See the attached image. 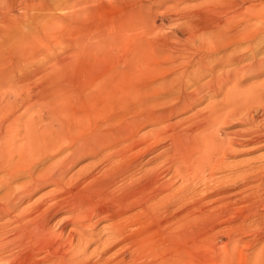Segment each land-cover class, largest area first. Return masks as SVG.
I'll list each match as a JSON object with an SVG mask.
<instances>
[{
    "label": "rangeland",
    "instance_id": "obj_1",
    "mask_svg": "<svg viewBox=\"0 0 264 264\" xmlns=\"http://www.w3.org/2000/svg\"><path fill=\"white\" fill-rule=\"evenodd\" d=\"M256 1L4 0L0 3V161L4 159L3 147L9 136L15 135L12 137L15 144H20L22 133L26 129L36 134H56V138H76L80 134L99 128L94 127L99 124L103 132L113 130L114 137H110L111 140H121L136 130L137 136L151 132L158 135H155L156 139H151L157 141L156 149L144 156L140 166L131 168L120 178L111 181L103 194L96 195L89 189L94 185L84 186L87 184L86 180L85 184H81L85 189L84 195H94L92 200L98 202L95 208L100 204V207H106L108 212L94 215L89 222L83 218L77 226L72 221L70 224L69 221L65 222L60 230V220L72 215L73 210L69 213L63 209L50 220L51 230L63 232V239L79 230L86 234L92 233L87 236L83 247L81 246L85 249L80 248L82 252L87 253L83 254L88 256L89 264H232L229 261L234 254L231 250L241 259L252 251V260L257 252L261 251L264 256L263 232L252 230L253 227L250 228L253 232L242 230V227H237L235 223H216V219L207 215L199 218L196 216L197 219L187 221V212L184 214L187 207L196 204L205 211L208 207H229L226 217L229 220L235 219L239 213H243L239 197L250 194L253 188L249 187L255 186V182L244 185L243 179L237 177L240 170L246 168L241 163L256 160L253 164L257 166L262 164L260 160L264 159V140L256 142L247 136L251 141H246V144L244 139L247 137H241L237 133L255 126L242 124L243 114H239V119H242L240 121L230 118L227 113L222 116L221 110L210 117L203 115L209 111L208 107L227 103L226 91L230 89L238 94L244 92L253 101L262 93L264 102L263 66L262 71L260 68L257 73L244 74L240 71L237 75L231 74L224 89L216 95L211 93L213 84L209 81L215 72L220 74L221 69L234 70L240 66L235 61L232 62V58L243 57V62H249L252 54H255L256 58L264 57V29L248 41L231 42L228 46L220 48H215V37L207 31L216 20H223L229 14L238 22V7ZM181 11L190 15L179 18ZM197 13H200V17ZM247 44L251 49L246 47ZM228 58H231L230 62L222 63L223 59ZM105 79L107 81L101 83ZM126 93L130 95L128 98ZM96 99H100V103ZM94 100L98 102L96 106L99 108L96 107L95 116L91 115L92 109H88V105L91 104L92 107ZM76 102L80 105L77 106ZM94 107L92 108L95 111ZM100 111L104 113L98 115ZM82 112L85 117L81 115ZM152 112L154 115L159 114V120L152 116ZM161 115L163 119L160 118ZM151 117L158 121L154 122ZM256 119L255 125L264 123V113H258ZM126 126L130 128L126 130ZM207 145L213 146L215 153L221 151L216 153V161L212 166H208L205 156ZM191 153L192 165L199 169L196 174L198 176L184 164V159ZM157 154L159 158L156 162L145 163ZM58 157L60 154L50 160L37 162L34 169L42 168ZM97 157L86 155L78 158L68 170L66 180L69 176L86 171H92L97 180H105L109 169L105 164L96 163ZM157 164L159 171L165 170L158 188L164 185L163 182L170 180L176 195L172 200L166 199L165 202L159 203L163 205H158L155 217L143 214L140 218L142 221L135 224L129 215H136L143 209L142 206L133 199L132 202L120 199L125 197V193L130 195L144 185L145 190L142 191L141 197L148 196L150 189L148 191L149 186L146 185L149 184L147 171ZM6 177L7 172L0 168V179H7ZM131 177L136 180H131ZM25 180H15L11 186L20 187ZM144 182L145 184L141 185ZM220 185L225 192L211 197L207 195L215 188H221ZM58 189L48 185L36 190L37 192L24 199L18 211L24 210L28 204L31 205L30 202L34 203L38 198ZM3 192L0 188V195ZM236 192L239 195L232 196ZM72 194L71 196H79L78 192ZM221 196L227 197L217 201ZM172 203L174 206H171ZM13 214L14 212L10 217L0 219V223L11 220ZM167 214L170 215L166 217ZM162 217L170 221L158 224L161 223ZM117 219L118 223L115 222ZM114 223L116 224L112 225ZM116 225H122L124 228L118 237L111 238ZM86 229L88 230L85 231ZM70 230L71 232L67 233ZM140 237L141 247L136 241ZM11 248L0 250V264L4 261L6 264H15L12 257L15 254L18 256V253L25 249ZM40 256L46 257L47 260L34 264H53L50 252L42 250L38 257L41 258ZM19 261L16 263H23V260ZM86 262L87 260L83 264H87ZM240 264L244 262L241 261Z\"/></svg>",
    "mask_w": 264,
    "mask_h": 264
},
{
    "label": "bare ground",
    "instance_id": "obj_2",
    "mask_svg": "<svg viewBox=\"0 0 264 264\" xmlns=\"http://www.w3.org/2000/svg\"><path fill=\"white\" fill-rule=\"evenodd\" d=\"M2 1H4V0H0V3ZM236 12H238V16L240 17L238 22L234 20V16L229 14V15H226L223 20H221V19L216 20V22L213 25H210L207 28V31L211 32L210 35L211 36L213 35L215 37V39H214L215 42H213V41L212 42L217 46L215 47V45L211 44L212 42L210 43L215 48L226 47L229 44H231V42H233V43L238 42L239 43L240 41L241 42L242 41H244V42L248 41V40L252 39V37L257 32H261V30L264 29V0H257L256 2L250 3L247 6H243L240 8L238 7ZM200 13H201V11H200ZM200 13H197V14L199 15ZM189 15H190V13L188 14L185 12V14H184L182 12V13L178 14V17L179 18L180 17H188ZM191 16H194V15H191ZM194 17L196 18L197 16H194ZM199 17H200V15H199ZM211 38L213 39V37H211ZM246 47L251 49L249 44H247ZM210 49H211V46H210ZM232 59H233L232 62L235 61L237 64H240V66H238L234 70L233 69H229V70H222L221 69V72H219L220 74L215 72V74L217 73L218 75L215 76V74H214L213 78L211 77L212 79L210 78V80H209V81H211V84H213L211 87V89L213 88L212 92H211L212 94L216 95L217 93H220L222 89H224L223 87L226 84V81L228 80V77L231 74L236 73V75H237L241 72L244 74L245 73L246 74L252 73V72L257 73L258 71H260V68L262 66L264 69V57L256 58L255 54H252V56L249 58V62L248 61L243 62L242 61L243 57H241L239 59L238 58H236V59L232 58ZM230 60H231V58L223 59L222 63L230 62ZM239 62H241V63H239ZM211 70H213V69H211ZM261 71H262V68H261ZM240 75H242V74H240ZM106 78H107V76H106ZM230 78H236V77H230ZM105 81H107V79L102 80L101 83H103ZM99 83H100V81H99ZM109 86H110V84H109ZM260 86L261 85H259V87ZM205 87H207V84ZM230 90L226 91V94H227L226 99L227 100H225V101H227V103L224 101L225 104H223V102H222L219 104H214L211 107H208L209 111L207 113L205 112L204 113L205 115H203V116L210 117V116L214 115L218 110H221L222 111L221 113H223L222 116L225 113H227L228 115H230V118L236 119V120L242 117L243 120L239 119L238 121L242 120V122H243V123L241 122L242 124H246L247 126H250V127H253V126H255V127L251 128V129H247L245 131L244 130L239 131V132H237L238 135H240L241 137H244V138H246L247 136H250L249 138L252 137L254 139V141L257 142V140H259L262 142V140H264V123L255 125V122L257 120L256 118L258 116V113H260V112L264 113V102L262 101L263 94L261 93L260 95H258L256 97L257 99L256 100L254 99V101H253L244 92L238 94L237 91L231 90V92L229 93L228 91H230ZM258 90H259V88H258ZM209 91H211L210 88H209ZM93 96H94V94H93ZM125 96H127V98H128V96H130V95L127 94ZM96 100L100 103V101H99L100 99H96ZM97 101L95 102V100H94L95 107H94V102L92 101L93 102L92 107L95 108V111L91 107V104L88 105V107H89L88 109H90V108L92 109L91 110L92 113L91 112L90 113L93 116H95L96 115L95 112H97L96 111V107H97L96 104H98ZM195 101H197V100H195ZM70 104L71 103H69V105ZM76 104H77V106L80 105L77 102H76ZM78 111H80V110H78ZM83 112H84V109H83ZM83 112L81 115H83ZM100 112L101 113H99L98 115H102L104 113L103 111H100ZM88 113H86V114H88ZM129 113H131V112H129ZM152 113H153L152 116L154 118H156V119L159 118L158 113H157L158 115H154V112H152ZM163 113H162V115H163ZM84 114H85V112H84ZM239 114H243V115L240 117ZM75 115H76V113H75ZM75 115L73 118H75ZM162 115L160 118L163 119ZM148 117L149 116H147L146 119H148ZM153 117H151V120L153 119L154 122L159 120V119L156 120ZM217 119H216V121H217ZM60 120L63 121V119H60ZM218 120H220V119H218ZM206 121H208V120H206ZM135 122H133V123H135ZM234 123L236 124L237 122L235 121ZM210 125H211V123H210ZM74 126H75V123L73 124V127ZM100 126L101 125L96 124L94 127H99V128H95L94 131H92V132H86L84 134H80L76 138L74 136H72V137L61 136L59 138H56L55 137L56 134H54L53 136L51 134L44 133V132L36 134V133H33L30 130L26 129L22 133V142L20 144H15V142H14L15 140L12 138L15 135H12V134L9 136L8 140L5 141V143H4L5 146L3 147L4 159L2 161H0V168L7 172L8 177H6L7 179H3V178L0 179V188L4 191L0 195V219L8 217L13 212H14V214L12 215L11 220L7 219L3 223H0V250L5 249V248H11V247L18 248L19 250L20 249L22 250L25 247L23 252L18 253V256H17V254H15L12 257V261H15V264H17L16 262H18L19 260H23L22 264H34V263H37L41 260H45L46 257H44V256H40L41 258L38 257L42 250L43 251L45 250V251L51 253V255H52L51 256L52 257L51 262L53 264H79L80 262H81V264H83L86 260H87L86 263L89 264V262H88L89 258L87 259L88 256L86 255L87 253L84 251L86 253L84 255L83 254L84 252H82L81 250L85 249V248H82L83 247L82 245H84L87 236H89L92 233L88 234L89 233L88 232L86 234V232L84 233L81 230L78 231L76 229L78 232H75V234H73V233L69 234L67 236V238L65 237L63 239L62 238L63 232H57V231L54 232L51 230L50 220L58 212H60L61 210L63 211V209H65V211H68V212L70 210H73L72 215H70L66 219L60 220V222L58 221L59 222L58 228L60 230L65 222L68 223V221H69V224H70V222L72 221L74 223V225L77 226L78 224H80L79 221L83 220V218H85L87 220V222H89V221H92L91 219L94 215H99V214H103V213L108 212V209L106 207H100V204H99V207L95 208V204H97L98 202L95 203L92 200V198H93L92 196H94V195H92L91 193H88V195L87 194L84 195L83 193L85 192V189L82 188L81 184L87 181L86 182L87 184H85V183H84L85 185L83 184L84 186H87V185L90 186L91 185V187H92L94 185L92 188H89V189L92 190L93 193H96V195H97V193L103 194V191L106 192L107 186H108V184L111 183V181H113V180L115 181V179L120 178L123 174L126 173V171L130 170L131 168H134V167L141 165V160L144 158V156L147 153L154 151L156 149L157 141L151 140V139H156V136H158V135L154 134L153 132H151L147 135H144V136H137L138 133L136 130V131L131 132V133L126 131L127 134L128 133L129 134L126 137L124 136V138L121 140H118V141H117V139L111 140L110 137H112V136L114 137L113 130H106L105 132H103V131H101ZM128 126H126V130L130 128V127L127 128ZM135 126L136 125H134V128H135ZM131 128H133V125ZM204 128H206V127H204ZM197 129H199V128H197ZM159 131H161V130H159ZM159 137H160V135H159ZM164 138H168V137H164ZM249 138L247 137L246 139H244V142L246 144L248 143L246 141H251V139H249ZM122 140H123V142H122ZM242 144H244V143H242ZM242 144H240V145H242ZM96 145H97V147H94ZM98 145H100V146H98ZM219 151L220 150H218V152ZM193 152L195 153V151H193ZM196 152H197V150H196ZM218 152H216V153H218ZM192 153L189 154L188 156L185 155V157L186 156L187 157L184 159V162H185L184 164L187 166L188 170H190L194 175H196V174H198L197 172L199 169L196 166L192 165L193 161H191V157H190V156H192ZM216 153H215V149L213 146H211V145L206 146L205 156H207V159H208V164H209L208 166H212L215 163L216 157H217ZM56 154H60V157H58L54 161H51V163L47 164L46 166H44L42 168H39L37 170L34 169V166L37 165V162H41L44 160H46V161L50 160ZM86 155H92L93 157L98 156L97 157L98 159L96 158L97 159L96 163L105 164V166L108 167V169H109L108 170L109 173H108L107 178L105 180H97V178L94 177V175L92 174V171H86L84 173H76L75 174L76 176L75 175L69 176V178L67 177L68 179L66 180V174H67L68 170L70 169V167L72 166V164L74 162H76V160L78 158L86 156ZM158 158H159V154L154 155L151 159H149L145 163L156 162ZM259 158H261V156ZM197 160H198V158H197ZM260 161L262 162V164L257 165V166H255L253 164V163L257 162L256 160H251V161H246L244 163H241L243 165V167L246 166V168L244 170H240L239 175H237V177L243 179L242 183L244 185L248 184L249 182H252V183L255 182L254 187H249L251 189L253 188V191L250 194L247 193L248 195L239 197L241 200L240 203H242V208H241V210L243 211L242 214L239 213L235 219L229 220L226 217L227 214L229 213V210H230L229 207H224L221 209L214 208V207L213 208L208 207L205 211L200 206H197V204H196L193 207H187V206H186L187 208L184 207V208H186L184 214L187 212L185 220L189 221L192 219H197L196 216H198V218H199L200 216L205 217L207 215V217L209 216L213 219H216L217 220L216 223H218V221H222L225 224L235 223L237 225V227H239V228L242 227L241 228L242 230H249L251 232H253L252 230H256V232L260 231V232L264 233V162H263L264 159H261ZM195 164H197V163H195ZM158 165L159 164H157L156 166H154L152 168H149L148 171L145 170V171H147V173H149L148 174L149 182L147 181L149 184H146V185L149 186L148 191L150 189L151 194L149 193L148 196H143V198L141 197L142 191L145 190V187H144L145 182H144L143 184H141L144 186L137 188V189H139L137 192L133 191V192H131L130 195H129V193H127V194L125 193V197L120 199L121 201L128 200L130 202H132V199H133L135 202L140 204L139 206H142L143 211L142 210L139 212L137 211L138 213L136 215H132V214L129 215L130 217L132 216L131 218L134 219L133 222L135 224H139L142 221V220H140V218L142 217L143 214L145 216L150 215V216H152V218L155 217L156 213L158 212L157 210H158L159 203H161V201L165 202L164 200H166V199L169 200V199L175 197V195H176V191L174 188H172V185H171L172 183L170 180H168L165 183L163 182L164 185H162L158 188V183L161 180V176L164 174V171H165V170L159 171L158 168H160V167ZM197 166H198V164H197ZM215 166H216V164H215ZM229 168H232V167H229ZM88 170H90V169H88ZM174 170H176V168H174ZM145 171H144V174L146 173ZM106 172H107V170H106ZM137 172H136V174H137ZM233 173H234V171H233ZM101 174L103 175V173H101ZM196 176H198V175H196ZM230 176H228V178ZM20 178L26 179L24 181L23 185L20 187H12L11 186V184H13L12 182H15V180L17 181ZM132 179L133 178L131 177V180ZM133 180H136V179H133ZM236 180H239V179H236ZM227 181H226V183H227ZM205 183H206V181H205ZM234 183H236V181ZM48 185H53L55 187H58L59 189L57 191L52 192L54 190L53 189L51 191L52 193L50 192L51 194H49V192H48L49 195L42 194L45 196H42V195H41L42 197L39 196L40 198H38L36 201L33 200L34 203L30 202V203H32L31 205L28 204L29 206L27 205L28 207H26L24 210L21 209L20 211H18L19 205L24 201V199L30 197L34 192H37L38 189L43 188V187L48 186ZM215 185H216V187L218 186V184H214V186ZM220 186H221V188L220 187L215 188V190H213L212 192H210L207 195L211 197L213 195L215 196V195H218V194L225 192L224 188H222V185H220ZM229 186L231 187V184ZM235 188H237V187H235ZM121 189H123V188H121ZM133 189H134V187H133ZM130 190H131V188H130ZM77 192H78L79 196H77V197L75 195L71 196V195H73L72 193H77ZM163 193H164V195H162ZM237 194L239 195V193H237V192L235 194H233V195L231 194V195L234 196ZM143 195H144V193H143ZM161 196H163V197H161ZM230 196L228 195V197H230ZM226 197L221 196L220 198L217 199V201L219 199L221 201L222 199H224ZM212 202H216V201H211V203ZM162 205H163V203L160 204L159 206H162ZM171 206H174L173 203L171 204ZM193 208H196V209L191 211L190 209H193ZM166 210H168V209H166ZM172 212H169V213H172ZM58 215H60V214H58ZM106 215H108V214H106ZM168 215H170V214H167L166 217ZM162 216L164 217L165 214ZM102 217H104V216H102ZM127 217H128V215H127ZM147 217H149V216H147ZM159 217H161V216H159ZM171 217L172 216H170V218ZM98 218H101V217H98ZM157 219H159V218H157ZM249 219H252V220L249 221L248 223H245V221H247ZM122 220H123V218H122ZM124 220L126 221L127 219H124ZM185 220H183V221H185ZM117 221H118V219L115 222L118 223ZM120 221H121V219H120ZM125 221H124V223H125ZM169 221H167V218H165V219L163 218L160 221L161 223H158V224H164V223L166 224ZM171 222H173V221H171ZM93 223L95 225V222H93ZM116 223H114L112 225H115ZM219 223H221V222H219ZM88 225H89V223H88ZM112 225H111V227H113ZM122 225L121 226L116 225L117 227H115L114 231H113V229H111L113 231L112 235L110 232L111 238H112V236L118 237L120 235V233L122 232V230L124 228V227L122 228ZM219 226H216V227H219ZM7 227H8V229H7ZM251 227H253L254 229L250 230ZM87 230L88 229H86L85 231H87ZM249 231H247V232H249ZM69 232H71V230L68 231L67 233H69ZM72 232H73V228H72ZM93 237H95V236H93ZM136 241H137V243L138 242L140 243V244L138 243L137 245H140L139 247H141V243H142L141 237L137 238ZM116 243H117V241H116ZM249 243H251V242H249ZM88 244H90V243H88ZM80 248H82V249H80ZM260 248L262 249V247H260ZM261 249H258V250H261ZM11 250H13V249L11 248ZM8 252H10V251H8ZM231 252H232V254L234 253L233 256H231L232 259L229 258V261L232 264H240L241 261L244 262V264H264V256L261 255L262 254V253H260L261 251L257 252L254 255L253 260H252L253 251L251 254L244 255L242 259H241V257L237 258V254L235 256L234 250H231ZM99 253H101V252H99ZM236 253H238V252H236ZM250 255H252V256H250ZM100 256H102V255H100ZM103 259H105V258H103ZM96 260H98V259H96ZM101 260H99V261H101ZM106 260H107V258L105 259V261ZM227 260L228 259H226V261ZM219 261H220V259H219ZM19 263H20V261H19ZM1 264H6V262L4 261V263H1ZM90 264H91V262H90Z\"/></svg>",
    "mask_w": 264,
    "mask_h": 264
}]
</instances>
